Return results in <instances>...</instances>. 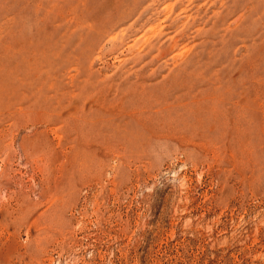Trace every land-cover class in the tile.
I'll return each mask as SVG.
<instances>
[{"label": "rangeland", "instance_id": "rangeland-1", "mask_svg": "<svg viewBox=\"0 0 264 264\" xmlns=\"http://www.w3.org/2000/svg\"><path fill=\"white\" fill-rule=\"evenodd\" d=\"M0 264H264V0H0Z\"/></svg>", "mask_w": 264, "mask_h": 264}]
</instances>
